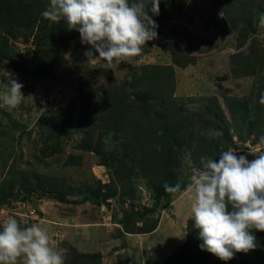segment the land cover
Masks as SVG:
<instances>
[{"label":"rangeland","instance_id":"obj_1","mask_svg":"<svg viewBox=\"0 0 264 264\" xmlns=\"http://www.w3.org/2000/svg\"><path fill=\"white\" fill-rule=\"evenodd\" d=\"M37 2L49 4L0 0V20L11 3L23 12ZM240 6L243 22L237 3L160 0L158 37L107 71L64 21L41 20L40 31L23 24L16 36L0 27V72H13L25 96L16 108L0 102V224L12 215L22 228H46L64 264H244L200 248L186 191L201 156H239L264 135V105L254 108L264 89V0ZM135 93L146 112L124 104ZM209 128L223 136L208 139ZM165 182L181 191L167 193ZM253 234L248 256L264 264V231Z\"/></svg>","mask_w":264,"mask_h":264},{"label":"clouds","instance_id":"obj_2","mask_svg":"<svg viewBox=\"0 0 264 264\" xmlns=\"http://www.w3.org/2000/svg\"><path fill=\"white\" fill-rule=\"evenodd\" d=\"M159 6L160 0H49L42 16L77 30L81 43L91 45L84 55L107 71L139 56L143 46L158 37L152 17L159 15ZM259 25L264 27V14ZM0 78L6 80H0L4 83L0 102L16 108L25 97L24 85L6 69ZM259 103L264 105V92ZM201 134L210 140L223 136L213 128ZM247 148L239 156L232 149L223 151L218 161L201 156V166L193 168L186 189L191 219L203 241L200 248L224 261L253 251L257 247L253 231H264V135ZM163 187L170 194L181 191L179 183L165 182ZM0 264H64V257L50 244L46 228L39 224L22 228L10 215L0 224Z\"/></svg>","mask_w":264,"mask_h":264},{"label":"trees","instance_id":"obj_3","mask_svg":"<svg viewBox=\"0 0 264 264\" xmlns=\"http://www.w3.org/2000/svg\"><path fill=\"white\" fill-rule=\"evenodd\" d=\"M216 1L218 2V4H220V5L224 6V7L227 5V3L230 4L231 6L235 7V4L237 3L238 4V9L237 10H240L238 12V14H241V15H238V16H240V19H239L240 22H243L244 19H245L244 16H242L243 11H244V9H243L244 6L242 7V6H240V4L241 5L244 4L245 8H246V5L248 7H250V6H254V4H259L260 5L263 2V0H216ZM10 5H11L13 11L10 13V16L7 19V23L4 22L5 20H0V27H2L6 31V33H8L10 36H16L17 33H21L20 32V27L23 24H26L27 26H31V25H33L35 23H38V27H39V31H40V30H42V24H41L42 22H41V20H43L45 22L48 21L47 19H45L42 16V12L45 10V8L42 6V4H40L38 2L36 3L37 9H33V8H31V6H27L26 5L25 6L26 9H24L23 12H19V11L15 10L14 7H13V3H11ZM11 16H14V17H11ZM24 18H26V19H24ZM19 20H22L21 24L18 23ZM237 23H238L237 20H235V22H234V25H236L235 27H238ZM238 33L241 35V39H242L241 41H244V39L248 36V29H247L245 24L240 26V28L238 29ZM143 81H144L143 77L137 78V79H135L132 82V84H130V86H132L134 88H137L143 83ZM261 92H264V89H263V91H260L257 94L258 101L256 103V107L254 106L255 110L256 109L259 110V109L262 108V105L259 103ZM127 100L130 102V105L133 106L134 110L137 109L138 107H139L138 109L141 110V111L146 110V109H144V108L142 109L140 107V105L142 104V98L139 95V93L133 94V98L132 97L129 98V96H127L125 94L124 95V100H123L124 104L127 102ZM119 101H121V97H118L116 99V102H119ZM146 107H148V106L146 105ZM247 107H248V105H247ZM122 109H124L125 111H128L126 108H122ZM144 112H146V111H144ZM147 113H148V117L149 118L151 117V115H152L153 118H156V117L159 116L158 110L156 109L155 106H152L150 108V110L147 109ZM251 122L253 124L252 126L254 127L256 121H251ZM189 137H190V140H191V136H189ZM84 258H93V257H89L88 256V257H84ZM234 259L242 261L244 264H257V262H256L257 261V256H253V255H250V254L248 256V253L247 254H245V253H236L234 255ZM245 261H246V263H245ZM89 264H94V263H92V262L90 263L89 262Z\"/></svg>","mask_w":264,"mask_h":264},{"label":"built area","instance_id":"obj_4","mask_svg":"<svg viewBox=\"0 0 264 264\" xmlns=\"http://www.w3.org/2000/svg\"><path fill=\"white\" fill-rule=\"evenodd\" d=\"M30 216L35 213V210H29Z\"/></svg>","mask_w":264,"mask_h":264}]
</instances>
